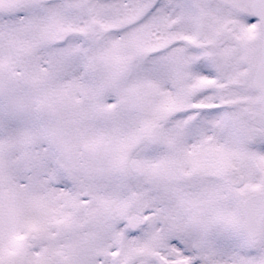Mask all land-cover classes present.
Here are the masks:
<instances>
[{
    "label": "snow or ice",
    "instance_id": "obj_1",
    "mask_svg": "<svg viewBox=\"0 0 264 264\" xmlns=\"http://www.w3.org/2000/svg\"><path fill=\"white\" fill-rule=\"evenodd\" d=\"M0 264H264V0H0Z\"/></svg>",
    "mask_w": 264,
    "mask_h": 264
}]
</instances>
